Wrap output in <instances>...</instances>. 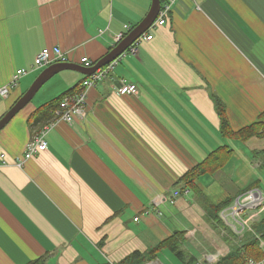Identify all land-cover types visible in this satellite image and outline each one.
Here are the masks:
<instances>
[{
	"label": "crops",
	"instance_id": "obj_1",
	"mask_svg": "<svg viewBox=\"0 0 264 264\" xmlns=\"http://www.w3.org/2000/svg\"><path fill=\"white\" fill-rule=\"evenodd\" d=\"M151 5L0 0V86L17 70H32L39 53L54 47L70 63L99 61ZM151 35L89 91L72 125L58 108L51 119L37 120L44 106L85 80L64 71L60 85H50L0 132V264L41 258L44 264H118L177 233L182 242L201 246L203 237L220 247L199 195L181 178L222 147L231 153H221L196 180L202 194L219 204L252 184L260 188L263 158L256 155L264 138L224 137L215 102L223 104L233 131L264 112V0H177L166 25L144 36ZM42 70L21 78L0 100V120ZM123 84L137 93L119 95ZM45 127L47 150L19 167ZM219 163L222 170H215Z\"/></svg>",
	"mask_w": 264,
	"mask_h": 264
},
{
	"label": "trees",
	"instance_id": "obj_2",
	"mask_svg": "<svg viewBox=\"0 0 264 264\" xmlns=\"http://www.w3.org/2000/svg\"><path fill=\"white\" fill-rule=\"evenodd\" d=\"M128 33H126V35H128ZM96 63L97 61L93 62L94 65ZM77 86L78 85H76L73 89L69 90L65 95L74 93L75 91L77 92V90L79 91L80 86H78L79 88H77ZM65 95L59 97L54 102L55 103L58 102L59 104L61 98H63ZM54 102L49 103L48 105L44 106L42 108L44 109L43 111L41 109L42 112H40L39 115L37 116L38 121L40 119L49 120L52 118L50 116L53 115V112L52 114H50V112L52 110L55 111L59 107V105L58 107H56ZM215 105H216L217 113L220 119V131L224 137H229L230 139H233L238 142H247L252 138H264V112L260 115V118L257 122H254L238 131H233L223 104L219 101H216ZM221 153L230 154L231 150L225 147H222L218 149L217 151L211 153L206 161L198 164L193 169L188 171L181 178V181L184 182L186 187L194 189L195 193L199 195L201 204L203 205L204 212H205V221L209 224V226L212 229H214L215 231L219 233V235H221V238L224 243L229 244L228 253L220 257L217 260V262L214 264H246L247 259L249 258H252L257 261L262 260L264 258V250L261 249L259 240L260 239L264 240V216L262 220L257 225H255L251 231L246 232L242 236V238L235 239L236 237H234V234L225 226V224L223 223V220L220 217V213L223 210L230 207L233 204L234 199L233 200L228 199L222 203L213 204L197 188L196 180H198L200 176L205 174L207 166L209 164L211 165L215 161L220 160ZM259 155L262 156L263 158L262 169H264V151H262L261 153H257L256 156H259ZM222 164H223V161H222ZM222 164L219 163L218 167L220 168L218 167L217 168L221 169ZM217 168L215 170H217ZM257 186H258L257 183L252 184L245 191L256 188ZM180 238H181V233H177L176 235L171 236L165 241H163L162 243H160L153 250H150L145 253L136 251L132 253L131 255H129L128 257H126L124 260H122L118 264H148V262L156 259L159 251H162L164 249L170 251L171 253H174L185 264H192L193 262H196V259L192 255L189 254V257H187L186 253L181 249L183 242ZM187 258H188V261H186ZM44 263H45L44 258H41L29 264H44Z\"/></svg>",
	"mask_w": 264,
	"mask_h": 264
},
{
	"label": "built area",
	"instance_id": "obj_3",
	"mask_svg": "<svg viewBox=\"0 0 264 264\" xmlns=\"http://www.w3.org/2000/svg\"><path fill=\"white\" fill-rule=\"evenodd\" d=\"M176 1L177 0H166L162 3L157 21L153 24L151 29L154 27H162L166 25L172 12V6ZM124 29L125 33H120L116 37L117 44L122 41L126 33L131 30V28L127 25L124 26ZM152 39V35L141 37L128 49V52L130 54L137 55L141 42L151 41ZM65 62H68V58L60 47H54L51 52H49L48 50H43L36 57L32 70H17L9 84L0 86V100H7L10 97L13 89L18 86L20 79L28 75L30 72L34 70L45 69L55 63ZM115 63L116 61L104 68L98 69L93 75L87 77L84 80L79 91L67 94L60 100L58 107V116L62 121L68 123L69 125H72L75 122L76 118L82 117L85 105L87 103L89 91L93 87H95V85L99 81L106 78L109 71L114 68ZM81 64L87 68L94 66L93 62L90 61L87 57L81 59ZM117 93L119 95L136 94L137 89L135 86L123 84L118 88ZM47 131L48 127H45V129L39 135L34 137V139L28 144L24 157L19 158L18 160L19 167H22L26 161L33 158L37 153L45 152L47 150V142L45 141ZM2 157H4V155ZM173 196L176 198L179 196V193L175 192ZM262 212H264V192L259 188H253L243 193L234 202L231 208L226 211H222L221 218L223 219V221H225V223L228 224V226H232L235 232H239L237 230V226L243 227V229L249 227L250 224L254 222ZM248 213L250 215L248 220L244 224H239L237 220H242V216ZM137 220L138 219H136V221ZM249 231H251V229H249ZM259 241L261 248L264 250V240L260 239ZM109 264L115 263L110 261ZM246 264H264V258L259 261L249 259L247 260Z\"/></svg>",
	"mask_w": 264,
	"mask_h": 264
},
{
	"label": "water",
	"instance_id": "obj_4",
	"mask_svg": "<svg viewBox=\"0 0 264 264\" xmlns=\"http://www.w3.org/2000/svg\"><path fill=\"white\" fill-rule=\"evenodd\" d=\"M162 0H152L151 8L146 17L136 27H134L124 39L115 46L107 55L97 61L90 68L80 64L65 62L56 63L44 69L34 80L29 89L14 104V106L1 118L0 132L35 98L41 88L56 75L64 71H73L84 76L93 75L98 69L104 68L121 58L125 52L141 37H143L157 21L159 12L162 7Z\"/></svg>",
	"mask_w": 264,
	"mask_h": 264
},
{
	"label": "rangeland",
	"instance_id": "obj_5",
	"mask_svg": "<svg viewBox=\"0 0 264 264\" xmlns=\"http://www.w3.org/2000/svg\"><path fill=\"white\" fill-rule=\"evenodd\" d=\"M40 73L41 72H39L37 74V76ZM58 75H60V74H58ZM58 75H56L54 78L49 80L41 88V90L37 93V95L35 96L34 101L32 103L37 101L38 98L42 97V95H43V93H45V91L47 93L49 86L52 85L53 83H54L53 85H57V86L60 85V83H58V79H59ZM259 186H260V190L264 192V177L260 179V185ZM244 192H246V191H244ZM236 200H234V202ZM234 202H233V204H234ZM231 206L228 207L227 209H225V211L228 210L229 208H231ZM258 213H259V211H258ZM249 216H250L249 213L248 214H244L242 216V218H241L242 220H237V221L239 222V224H244L248 220ZM263 216H264V212L260 213L259 216L256 218V220L254 222H252L249 227H246L244 229H243V227H238L237 226V230L239 232H235L233 227L232 226L230 227V225L228 226V224L225 223V221H223V223L234 234V237H236L235 239H240V238H242V236L246 232L249 231V229L252 230L254 228V226L257 225L262 220ZM216 237L218 239H219V237L221 238V235H219V233L217 231H216ZM213 238H215L214 235H213ZM221 240H222V238H221ZM200 242H201V246H198V245H196V244H194L192 242H183V245H182L181 249L186 253V256L189 257V254H191V255L196 256V258L198 259V260H196V262H193L192 264H214V263L217 262V260L220 257L226 255L228 253V251H229V247H228L229 244L228 243H224L223 242V243L220 244V247H219L216 244H212V243L207 242V240H203V237H202V240H200ZM233 242H235V241H233ZM156 259H157L156 260L157 261L156 264H185L174 253H171L170 251H168L166 249H164L162 251H159ZM249 259H252V258H249ZM249 259H247V260H249ZM186 261H188V258H187ZM151 262L152 261L148 262V264H150Z\"/></svg>",
	"mask_w": 264,
	"mask_h": 264
},
{
	"label": "bare ground",
	"instance_id": "obj_6",
	"mask_svg": "<svg viewBox=\"0 0 264 264\" xmlns=\"http://www.w3.org/2000/svg\"><path fill=\"white\" fill-rule=\"evenodd\" d=\"M111 50V49H110ZM84 80V79H83ZM80 82V81H79ZM69 83V82H68ZM79 88V87H78ZM77 90V89H76ZM78 91V90H77ZM76 92V91H75ZM62 99V98H61ZM58 103V102H57ZM56 107H58V105H56ZM54 113V112H53ZM36 113H34V115H35ZM34 115H32L31 117L33 118V116ZM50 117H53L52 115L50 116ZM56 120V119H55ZM28 122V121H27ZM43 123V122H42ZM46 126V125H45ZM32 128V127H31ZM54 129V128H53ZM228 146H226L225 148H227ZM225 150V149H224ZM225 152V151H224ZM203 165V164H202ZM214 166H215V164H214ZM215 168V167H214ZM218 168H220V167H218ZM218 168H217V170H218ZM222 170V169H221ZM215 172V171H214ZM214 174V173H213ZM188 177V176H187ZM187 177H186V179H187ZM185 180V179H184ZM188 180H189V178H188ZM184 237V236H183ZM183 239V238H182ZM185 239V238H184Z\"/></svg>",
	"mask_w": 264,
	"mask_h": 264
}]
</instances>
